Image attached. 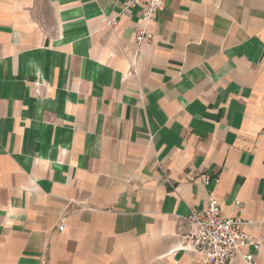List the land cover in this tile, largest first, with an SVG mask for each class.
Segmentation results:
<instances>
[{
	"label": "crops",
	"instance_id": "0c3cea01",
	"mask_svg": "<svg viewBox=\"0 0 264 264\" xmlns=\"http://www.w3.org/2000/svg\"><path fill=\"white\" fill-rule=\"evenodd\" d=\"M124 1L0 0V264H198L210 195L264 264V0Z\"/></svg>",
	"mask_w": 264,
	"mask_h": 264
},
{
	"label": "built area",
	"instance_id": "2783aa9c",
	"mask_svg": "<svg viewBox=\"0 0 264 264\" xmlns=\"http://www.w3.org/2000/svg\"><path fill=\"white\" fill-rule=\"evenodd\" d=\"M165 2L166 0L124 1V12L138 8L140 20L144 24V27L136 28L134 40L137 48L152 41L153 36L146 27L164 9ZM250 224L240 217L224 215L220 203L210 195L205 209H190L187 217L188 230L181 238L180 249L193 252L198 264H228L236 255H241L246 262L252 263V253L241 254L245 247H251L254 252L261 248V243L252 241L244 231ZM63 229L64 221L61 220L58 230Z\"/></svg>",
	"mask_w": 264,
	"mask_h": 264
}]
</instances>
